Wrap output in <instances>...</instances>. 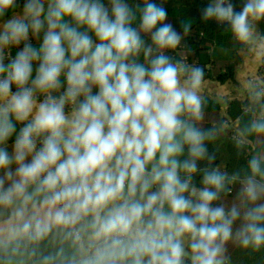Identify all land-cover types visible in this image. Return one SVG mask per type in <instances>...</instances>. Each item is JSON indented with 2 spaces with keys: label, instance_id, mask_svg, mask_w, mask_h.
Instances as JSON below:
<instances>
[{
  "label": "clouds",
  "instance_id": "clouds-1",
  "mask_svg": "<svg viewBox=\"0 0 264 264\" xmlns=\"http://www.w3.org/2000/svg\"><path fill=\"white\" fill-rule=\"evenodd\" d=\"M165 4L0 0V264H230V242L264 248V88L235 138L256 150L221 171L204 69L171 55L191 23L178 31ZM200 18L264 59V0H208Z\"/></svg>",
  "mask_w": 264,
  "mask_h": 264
},
{
  "label": "trees",
  "instance_id": "trees-1",
  "mask_svg": "<svg viewBox=\"0 0 264 264\" xmlns=\"http://www.w3.org/2000/svg\"><path fill=\"white\" fill-rule=\"evenodd\" d=\"M207 3L208 0H166L168 20L178 31L181 30L182 22L191 23V29L184 36L180 49L171 55L189 64L202 67L205 74L204 81L210 79L221 84L234 83L247 45H241L235 41L227 28L218 26L214 21L201 20L200 9ZM256 27L259 33L264 35V22H259ZM262 68H264V62L260 66V74L262 71L264 74ZM262 81L264 82V77ZM255 87L260 88V85L256 84ZM204 99L203 126L206 128L216 126L219 129L216 138L207 144L209 152L215 154L214 166L229 174L242 172L246 169L247 161L257 147L255 137L251 138V144L244 147H237L235 143L238 133L245 128L254 115L251 95L248 94L244 98L231 97L225 101L205 95ZM234 121L238 124L233 125ZM234 194L233 192V195L225 197V202L230 203ZM227 256L230 264H264V248L254 251L230 242L227 246Z\"/></svg>",
  "mask_w": 264,
  "mask_h": 264
},
{
  "label": "crops",
  "instance_id": "crops-1",
  "mask_svg": "<svg viewBox=\"0 0 264 264\" xmlns=\"http://www.w3.org/2000/svg\"><path fill=\"white\" fill-rule=\"evenodd\" d=\"M256 29L259 33L257 27ZM263 62L264 59L258 58L252 47L247 46V49L243 51V62L238 66L236 82L221 84L218 81L208 79L203 81L201 93L203 96L208 95L222 101L231 97L244 98L248 94L251 95V90L255 87L254 81L262 80V77H264L259 73ZM229 91H231L230 95H225V92ZM232 124L237 125L238 122L234 121Z\"/></svg>",
  "mask_w": 264,
  "mask_h": 264
},
{
  "label": "built area",
  "instance_id": "built-area-1",
  "mask_svg": "<svg viewBox=\"0 0 264 264\" xmlns=\"http://www.w3.org/2000/svg\"><path fill=\"white\" fill-rule=\"evenodd\" d=\"M263 69H264V68H262V70H263ZM262 70H261V71H262ZM261 75L264 76L263 71H262ZM256 84H259V85H260V88H264V82H263L261 79L259 80V82H258V80H256V81L254 82V86H255Z\"/></svg>",
  "mask_w": 264,
  "mask_h": 264
},
{
  "label": "rangeland",
  "instance_id": "rangeland-1",
  "mask_svg": "<svg viewBox=\"0 0 264 264\" xmlns=\"http://www.w3.org/2000/svg\"><path fill=\"white\" fill-rule=\"evenodd\" d=\"M252 49H253V52L255 53V49H254V47H252ZM256 55V54H255ZM255 82V81H254ZM258 82H259V80H258ZM230 93H231V91H229V92H225V95H230Z\"/></svg>",
  "mask_w": 264,
  "mask_h": 264
}]
</instances>
